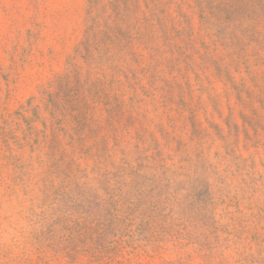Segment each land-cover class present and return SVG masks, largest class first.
<instances>
[{
  "label": "rangeland",
  "instance_id": "374dc122",
  "mask_svg": "<svg viewBox=\"0 0 264 264\" xmlns=\"http://www.w3.org/2000/svg\"><path fill=\"white\" fill-rule=\"evenodd\" d=\"M0 264H264V0H0Z\"/></svg>",
  "mask_w": 264,
  "mask_h": 264
}]
</instances>
